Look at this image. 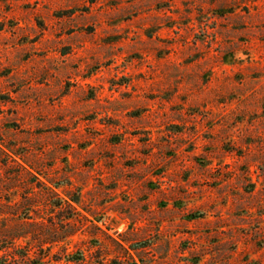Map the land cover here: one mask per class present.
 I'll use <instances>...</instances> for the list:
<instances>
[{
	"label": "rangeland",
	"instance_id": "374dc122",
	"mask_svg": "<svg viewBox=\"0 0 264 264\" xmlns=\"http://www.w3.org/2000/svg\"><path fill=\"white\" fill-rule=\"evenodd\" d=\"M0 264H264V0H0Z\"/></svg>",
	"mask_w": 264,
	"mask_h": 264
}]
</instances>
